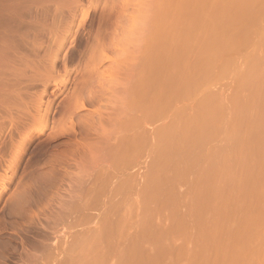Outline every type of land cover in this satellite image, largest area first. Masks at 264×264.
<instances>
[{
  "label": "bare ground",
  "instance_id": "obj_1",
  "mask_svg": "<svg viewBox=\"0 0 264 264\" xmlns=\"http://www.w3.org/2000/svg\"><path fill=\"white\" fill-rule=\"evenodd\" d=\"M32 1L36 2L35 0H0V64H2V66L0 65L1 66L0 69L3 67V69L0 70V86L3 85L2 86L3 90L0 89L1 90L0 93L2 92V94L0 95V98L3 97L4 99L2 100L3 101L7 100L6 102H8V99L10 100L12 99L14 102L16 101V108H17V110H15L16 113H14L15 112L14 111L13 114L12 113L5 114L3 112L5 114L4 115L0 113V115H3V117L9 116L7 117V119L6 117L3 118L0 116L1 118L8 120L7 122L9 123V131H7L8 139L7 141H4L5 139H3V141L1 140L2 142H0V146H1L0 152H5V153L9 148L16 147V146L18 148L23 147L25 141H27V139L32 138V136L31 137L28 136L29 132L26 135H23V132L24 131L26 132V130L29 131V128H31L30 126H33L32 120L35 119V118L33 119L34 115L37 121L46 123L50 120V117L54 113V108L52 104L53 100L47 101L45 103L43 102L44 101L43 95H45L48 90L47 85L49 86L48 84L49 80L47 79L48 77L47 75L50 73H57V61H58L57 53L60 51V48L58 47H61V45L63 46V42L60 44V46H57L56 52L55 53L53 52L54 54L50 55L51 57L47 56L49 51L47 47L45 46L43 47L44 40H42L44 39L43 33L44 32L45 34L48 33V30H47L48 28H46V30L44 29L45 28L44 26L46 25H44L42 21L39 24L41 19H38V18H37V20L39 21V22L37 21L38 24H36L37 22H35L36 20L35 18H34V22L30 21L31 24L27 22L28 19L26 20V18H23L24 20H26V22H23V19H22V17H25V15L28 14L24 10L27 11V8H29L28 7L29 3H31ZM46 1L48 0H44L43 2H46ZM56 1L59 2L58 0ZM199 2L201 3L200 5H199ZM223 2L224 0H170L169 1L170 17L172 20L169 19L170 18L169 17L168 19L170 20V23H168L169 20L167 18L165 20L163 19L164 21L167 20L166 21L167 23H165L166 24L165 28H163L162 26L164 24L163 23L164 21L160 19L158 15L159 14L163 15L162 12L164 13L165 9L167 12L168 10L167 8H164V6H162L163 9L160 10V8L162 7L155 4V7L157 6L158 10L152 6L154 13L155 11H159V10H160L159 12H161L162 10L163 11L159 14L157 12L158 15L156 14V16H153V17L151 15L153 11L152 12L150 11L151 12L150 16L152 17V19L150 20H153L155 17L158 16L157 18L163 21V22H160L162 24L156 23V25L153 26V25H150L149 23L156 21L155 19L150 22L146 20L147 21L146 26L148 25L150 26V29L148 26V30H151V28H153L154 30L155 26L159 28V31L157 29L155 31V34H154V31L151 30L154 35H156L157 33H161L159 34V36H155L154 39H153L154 35L152 36L151 32H149L151 34L146 32L147 29H146L145 24L143 28L146 29V31L143 29L142 32L139 34V36L141 37H138L136 39L135 38H123V37L117 38L114 36L113 37L109 36L106 31L110 25L108 21L109 18L108 16L104 17L101 15L102 17L101 16L100 17L103 20L101 19V21L99 22V25L97 23L98 25L97 35L92 34L94 36V39H92L93 37L91 38L92 39L91 45L90 44L86 45L83 51L81 50V52H77L78 54L69 53V54H65L64 57L61 58L63 68H64V69L62 68V70H64L66 74L68 71H69L68 73L71 72L68 66L73 64L77 60L79 61L83 60L82 61L83 68L81 70L77 69L80 71V75L78 74L80 77L78 76L79 78L78 81H75L76 85L74 86V91L73 93H71L72 95L69 93L71 96L69 98V101H67L68 100L67 99L66 100L67 103L63 105V109H62L63 116L60 115V117L62 116L64 117V119L69 121L72 127L68 122L67 124L70 125L71 130L73 129L72 131L73 134L74 135L78 134L79 136H82V135L88 136L89 133H91L90 132L91 130L92 132L94 130H98L97 128L99 127L98 125H100L101 127L102 123L104 124V122H106L105 126H107V128L105 126L104 127L102 126L104 129L103 132H106L105 128L114 130L115 135L113 136V139H111L112 137L111 134L113 133V131H111L112 132L111 133L110 130H107L106 133L107 135L108 133H111L109 134L110 137L108 135V137L112 140L111 142H113L114 139L115 140H114V143H110L112 144L113 147H110V145L109 147H107L110 140L108 141V143H105L107 141L105 138H104L105 142L103 138L102 139L99 138V142L102 141V143L100 144L101 145L103 144L102 149H103V146L105 147L106 145H107L106 147L108 148V150L107 148H105L103 149V152L101 151L102 152L100 154L101 156L94 155V154H97V152H95L96 146L94 147L93 146L94 144H93V145H88V147H90L88 148L90 151L87 148H86L87 150L84 151V153L86 152L88 154V157H87V154H84L83 156L80 155L82 158L81 157L79 158L80 153L78 154V156H76L77 155L76 154L73 157V155L70 153L73 158L67 157L68 159H65L63 157L64 160H66L64 162L62 160L60 161L59 158L56 159L55 157H54L55 159H51L52 162H49V163H53V162L56 163V160L59 159V161L62 162L63 164L60 163L61 164L60 165L58 163L56 164V167H57V165L64 166L65 163L68 164L69 161H72L73 164L65 165L64 167H62L63 170L65 168L67 169L74 168L78 171L79 170L81 171L82 168L80 167L82 165L80 166L79 163H81V161L83 160V162L81 163L83 164L85 161V158L83 157L86 156L87 162L84 163L83 165L85 166V169L84 168L83 169L86 170V172L85 171L83 172V169H82V172L87 173V171L92 170L93 168L96 167L94 164H96L97 162L95 163L93 161L96 160L100 156V158L96 161L98 162L99 160L101 161L98 163V164L102 163L100 164L101 166H99L100 167L99 171L100 172L102 171L101 176L105 177L104 180L103 179L102 180L100 179V180L103 182H108L109 185L108 184L106 185H108V188L111 187V189H108L109 192L105 196L107 197V195L109 194L110 198L112 197V199L111 201H109L110 204H109V208L107 212L105 213L103 212V215L101 216V220L99 219L100 221V224H98L99 228L95 227L96 229H94V227H91L92 223L89 221V223H91L89 224L90 226L89 228H86L87 226L85 225L86 227L83 228L85 230L81 228L79 229V231H77L78 230L77 229L76 232L73 233L71 228L83 227L87 219L86 221L84 220L85 222H83L82 220L81 221L76 220L77 217L72 216V219L69 222L70 224L69 225L70 228L68 229L69 232L65 227L66 225L63 226L65 222L60 221L63 223L60 225H62L64 229L67 231V233H65V236H67V234H70V231L72 234L70 235L71 239L68 238L69 243H66L68 240L67 241L64 240L66 242H63L60 245L61 247L59 246L60 248L57 247V244L55 246L57 247L56 249L57 252L53 258H55V260L58 261L60 264H140L139 252H140L141 247L144 244L143 241L145 240V237L143 234H145V232L148 231L149 225H151V223L154 220H156V218H162V220L164 219L171 220L172 217L174 218L175 216H177V214H173L171 211H166L165 209H163L164 207L163 205L168 204V203H173L177 207L179 206L183 209V215L185 216V220H183V222L179 220L183 224L182 225L180 224L179 225L180 227L178 228H181L180 231L182 230L183 234L184 233L188 234V235L184 234V236L185 235L188 236L187 237L188 239L187 238L185 239L187 243L185 242L184 244L185 246L183 245V247L185 248L188 247V249L186 248L188 252L185 251L186 249L183 250L186 254L185 259L189 258L186 260V261H189V262H186L187 264H241L243 262L248 263V261H250L251 264H264V246H263V250H262V247L260 246L262 251H261V254L258 256L257 254L260 250L258 248L260 247L256 248L258 249V252L255 251L256 249H254L255 251L254 254H256L254 255V257L255 256L256 257L253 258L252 260H251L252 255L251 257H248L245 254V251L242 249L245 247H249L250 245H255V242L257 243L258 240H261L262 239L261 237L264 236V230L263 231L261 230V228L264 227L263 225L264 221L262 220L264 216L262 214H264V212L261 214L262 218L260 216V221H263L262 223L259 221L260 225L255 223L254 218H251L248 216L242 218V219L245 218V220H243V225L241 227L242 231H239L237 234L239 236L238 241L241 242L240 244L241 246L236 248V245H234V247L232 246L233 249H227L223 245L224 242L223 243L221 242L219 244V242L221 241L223 232H225L226 230L228 231L230 229V231L228 232L232 233L231 225H232V222L234 221V218H236L234 217L236 215V212H234L235 211L234 205L236 206V204H239V202L241 203L242 201H244L242 200L238 202V200H241L240 199L241 196L244 195V197H241V198L245 199V197L249 196L248 198H250V195L254 194L251 192H250L251 194H249L243 191L244 183L248 182V178H249L248 173L251 172V171H248L250 170L249 168L253 165V167H251L252 168L251 170H254L256 168L262 170L264 167L263 166L264 161H263V165L261 164L259 165L260 168L258 167V164H260L261 162L260 157L263 156L264 148L262 149V151H260L261 149H259L260 151L259 153L260 156L258 155L259 160L257 157H255L257 158V161L255 160V158L251 159L252 157L257 156V155L255 154L253 155V152H252V156H251L250 155L251 150H249L250 146L251 147L253 146L254 148L256 147L262 148V146H264V144H262L263 143L262 141L264 140V138L262 137L264 134V51H263L264 50V29L260 28V32H257V33L259 34L261 33L260 34L261 36L259 35L258 37L254 36L255 38L252 40L253 37L251 38L249 36V30L250 28H252L250 24L253 22L249 24L250 27L249 28L247 27L248 29L245 28L247 30L238 31V29H236L237 26L233 27L234 23L237 22V20L238 21L242 19L244 20L249 17V14H251V12L249 13V10L250 8L252 9L253 7L251 5H254L256 3L255 0H238L236 5L229 7L231 8L230 11L232 13V14L230 13L229 15H224L225 13L223 11L224 7H222ZM39 3H42V1L40 0ZM26 4L28 6L26 7V9H24V6H26ZM32 4L30 6H32ZM262 4L263 2L261 3V7L263 9ZM22 6H23L22 8L23 10H21ZM15 7L16 8L18 7V9L20 8L18 11L19 13L15 12L17 11ZM254 8L252 9V11L254 10ZM256 9L258 8L256 7ZM21 11H24L25 13L24 12L21 13ZM17 14L18 16L19 14L21 15L23 14L24 16L22 15V16H19L20 18H18ZM29 14H28V17H30ZM164 14L165 15L167 14V17H168V13H164ZM32 17L33 15H31V18ZM20 20L23 23L20 22ZM248 20L249 19H247V21ZM146 21H143V23H146ZM258 22H259V18H258ZM262 22L261 24L264 25ZM35 24L37 26L40 25L39 28ZM41 24L42 26L44 25L43 26L44 28L41 26ZM152 24H155V22ZM260 26H258L257 28H259ZM111 27L112 25H110V29ZM164 29L165 30L167 29L168 37L166 36V34L163 35ZM161 30L163 32H161ZM253 30H252L253 33H256V30L259 31V29L255 30V28ZM250 33H251V30H250ZM28 35L32 37L31 40ZM253 35H256V34H253ZM38 37H40L39 40H38ZM260 37L261 39L259 40ZM27 40L28 41L30 40L31 43L27 42ZM254 40L256 41L259 40V41L254 42ZM251 41L253 43H251ZM129 44L132 46L131 48L133 49V51L129 52L126 49ZM252 45L256 49H259L260 51L262 47L263 53L262 52L260 53L259 50H257L258 53L260 54H257L256 56H252V54H250L252 56V58H250L248 54L251 53V51L249 50H253L254 52V49H255V48L254 49L250 48L249 50H247L249 53L247 52L248 54L246 53L247 54L246 56L244 53V57L246 58V60L249 57L247 60V63L245 61L246 65L244 64L246 67H244L243 69L242 66L244 65L242 62V66H240L241 68L238 69L237 68L238 66L234 64L236 60L232 63L233 59L231 57H233L234 54L235 55L239 54L242 56L243 55L242 53L245 51V49H247L249 46L252 47ZM83 47L81 46L82 49ZM46 56L48 60L45 59ZM30 57H33L34 58L33 60H35L36 58L37 60L39 59L46 60L45 63L47 64V67L46 69H44L45 71L44 74H42L40 71H37L38 69L40 70L42 63L39 65L40 66L39 68H34L35 70L31 69L33 70L32 72H27L28 70L26 69L32 66L31 63L33 60L31 61L28 60L30 59ZM236 57L237 56H235V58ZM245 58H243V61L245 60ZM41 60H39V63L41 62ZM39 63H36L37 67ZM29 64L30 66H28ZM238 65H240V63ZM6 66H7V69H5ZM33 66L36 67L35 65ZM233 66L235 67V70L237 69L239 70L238 72L236 71V73L234 71V73L236 75L238 74V77H239L238 82L234 78V81H236L238 85L236 89L241 90L240 92L242 94L244 92L246 94L242 95L239 91L234 90L233 92L236 91L238 92L237 94H240V95L235 94V97L233 95L232 97L233 99L230 98L232 96L231 93H230L231 94L230 96L229 94L228 95L226 94L227 96H229V100L231 99L232 101V102L229 101L230 103H227V104L231 105L232 103V106L229 105V108L231 107L232 108L231 110L228 109L227 111L226 110L224 111L225 108L227 109L226 104L224 102H222L221 104V101H220L221 99L217 98L218 96L217 97L213 96V94L209 95L207 93L208 90L207 91L205 90L208 89L209 86L212 85V83H214L215 80L218 79L222 74H225L224 72L230 71L229 73H231V71L234 70ZM111 68L112 70L114 68L116 72L114 70L113 72H115L116 75L114 74L115 76L111 77V79H109L108 81L106 76H105L106 79H104V77L102 76L104 74L103 72H105L106 70H108V72L110 73L111 70L109 71V69ZM240 69L241 70L243 69V70L241 71ZM111 75L113 74L111 73ZM227 76H229L228 73H227ZM233 76L235 75H232V77ZM38 82L41 83V86H42L41 92L38 96H31L29 91L32 88H35L36 83ZM218 82H215V83H218ZM105 83H106V86L108 85V83L112 85L114 83L113 87L111 85L113 89H111V87L109 89L108 87V90H110L109 92L111 94H106L108 90L105 91L106 93H103L101 91L102 88L105 87L104 86ZM232 83L234 84L235 82L232 81ZM232 86L233 85H231V88ZM212 88H214V86ZM215 89L216 88H214V90ZM204 92L207 93V95L202 96ZM200 94L202 97L200 96ZM56 95H57V91L53 93V96H56ZM105 95L107 97H105ZM22 97L24 98V100L22 99ZM198 97H200V99ZM226 98L228 99V97ZM27 99L29 100V103L26 102ZM3 101H0V112L3 111L2 108H3V105H5ZM222 101H224V99ZM193 103H195V105ZM190 105L191 106L193 105V107H191ZM102 110L105 111V113H103ZM83 112H87V113L83 114ZM227 112L228 113L232 112V113L231 115L229 114L230 115L229 117L228 116L224 117V113L226 115ZM62 122L64 123V120ZM158 123L159 125L157 126ZM95 124H97L96 128H95ZM148 124L149 125L155 124L156 126L154 125V127L153 126L149 127ZM145 125L148 126L149 129H151L150 130L151 134H150L148 133L149 129L145 128L146 130H148L147 133L150 134V136L146 133V131H143ZM108 126H110L111 128ZM65 131L67 130H64V132ZM41 132H42V129L41 130L39 129V131H37L36 134L37 133L40 134ZM52 133H54V131H52ZM260 136L263 138V140H260L261 138ZM96 137L98 138V136ZM83 139L82 141H84ZM99 142L97 143V145L99 144ZM87 144H91V143L88 142ZM92 146L94 148H91ZM146 146L150 148L149 150L150 153L154 154L153 163H151L152 166L150 165L151 171H150L149 176L145 178L146 180L145 179L139 180L140 177L138 179L136 177L137 175L136 176L135 174L132 175L129 170H128L129 175L128 174L126 175L125 171L123 172V169L126 163L128 164V161L129 160L131 161L132 158L136 160L137 156L140 155V151L142 152L141 149ZM257 148L254 149V152L255 153L257 152L258 154L259 151H257L258 150ZM100 150L98 154L100 153ZM13 151H15V149ZM3 155L4 153L2 154V156ZM227 156L228 157L230 156L231 158H228V160L224 161ZM232 156L234 157V159H236V162H234L235 160L232 159L233 158ZM77 157L79 158L78 161L80 162L75 161L74 158H76L77 160ZM70 158H72L73 160H70ZM19 159L20 158H16L15 156V157H10V159H7L6 160L7 162L5 160L3 162H6L8 165L13 166L14 163H16V161H18ZM133 159L132 161L134 162ZM229 159H232V162L237 164V165L234 164L236 166L234 168L235 170L232 169L234 166L230 165L233 163ZM137 161L138 160H136V164L137 163L140 164V162H137ZM215 161L217 164L214 165ZM227 161L228 162L230 161V164H228ZM255 162H257L256 163L257 165L255 164ZM225 165H228V167L229 166L232 167V168L230 167L231 169L230 171H235V172L239 171V173H236V174H240V175H238L237 178H235L236 175L234 173L235 177H233L234 175L232 176V172L230 173L229 168H227ZM56 167L53 166V164L52 165L50 164V167H49L50 170L49 169L43 170L40 174L37 175V177L39 178L40 181L42 180L41 182H43V184H45L44 183L45 180H49V178L52 175L51 172L56 171L57 169ZM134 167H136V165ZM134 167L132 168L134 169ZM136 169L138 170L139 168L137 167ZM258 169H256V171H260ZM130 170L132 169L130 168ZM49 171H51L50 172L51 175H49L50 177L47 179V175L49 174ZM31 172H34V171H31ZM36 172H40V171H36ZM67 172L68 171L63 172L64 177L65 175L66 177H68V173L69 174L71 173V172H68V173ZM90 172L92 173V171ZM58 174L59 173H57V175ZM229 174H231V176L234 179H236L235 180L236 187L234 188H236L237 191L236 192L234 191V192L236 195L237 193L239 194L237 195L239 198L235 196L231 190L233 189V187L231 188V183H229L228 181V179L230 180V177H231ZM32 175L34 176V174ZM71 175L72 176L69 175V177L72 178L71 181L73 180V182H75V180L78 181L79 179L78 183L80 184L82 188V185L84 184L83 181L85 180H81V177H78V179L76 177L74 179L73 177L75 175L74 176L73 174ZM228 175H229V178H228ZM244 175H245V178H244ZM87 176L88 174H86V177ZM66 177L65 179H67ZM234 179H232L233 181L232 183H234ZM91 182L92 180H90L89 183ZM206 182H207V185L205 184ZM28 184L29 183L27 182L26 185ZM164 184L165 185L167 184L168 186H170L169 191L166 190V188L168 187H166L167 185L165 186ZM242 184L243 186H241ZM40 187H42V185H40ZM164 187H166L165 188L166 192L165 191L162 192V189H164ZM240 187L243 189L242 190L243 192L241 191ZM41 189H44V187H42ZM89 189L92 190L91 188ZM238 189L241 192H238ZM77 190H79V188ZM102 191L104 192V190ZM228 192L231 193L232 196L236 197L234 199L233 197L232 198L230 197L231 201L234 204L233 207L231 208L232 212L235 213L234 216L232 215L233 213L231 214V211L228 208L229 206H232V204L230 205L228 204L229 205L228 207L224 206V204L230 202V201L227 202L230 196V195L227 196L226 193ZM79 193L81 197L86 196V195L83 196L82 191H80ZM244 193H246L247 195ZM108 198L109 196L107 197V199H105L107 200L106 202H108ZM17 200L19 202V199ZM235 200L238 203H236ZM105 205L106 204H104V206ZM77 207L78 206H76V208ZM225 207H227V210ZM76 208L74 206L72 209H76ZM121 208H124L125 211L122 209L124 211L122 212ZM119 210L122 213H119L118 212ZM225 211L228 212V215H226L227 213H225ZM69 213H72V212H69ZM193 219L195 221L198 220V222H200L202 227H204L202 228L200 226L201 228H199V229H203L200 231L201 232L200 238H201L202 244L204 245L206 243L208 245L210 244L212 248H210V246L209 248L208 246L204 247V245H203L204 248L201 247L202 245L200 246L199 245L200 243H198L200 242L199 240L197 241L198 245L197 244L194 245V243H196V240L193 239L195 238V235H193L192 233L194 232V229H195L194 228L195 222H193L194 227L190 225L189 223V226H191V230L190 228L187 229V227H185L186 223L189 222V220L192 223ZM162 220L160 219L161 222ZM176 221H178V217L177 219H175V222ZM198 222L195 224L200 225ZM93 223L94 224L92 226H96L95 225L96 223L94 221ZM204 223H205V226H204ZM253 223L254 225H251ZM167 224L169 227V223ZM174 224L172 226L175 227L177 224L176 225ZM261 224L263 226H261ZM255 226H258V227L255 228ZM159 228H162V227L159 226ZM178 228L176 226L177 230ZM192 228L194 229L192 230ZM257 228H260V229L257 230ZM189 230L192 231L191 234L188 233ZM157 231L159 232L160 230H157ZM180 231L178 232L180 233ZM246 232L248 233L247 235L251 234V236H247L243 240V238L246 236L244 235L246 234ZM153 234L151 235V237L149 236V234H147V232L145 234L148 236V239H150V242L151 241L153 242L154 239H156L155 237L153 239L152 236H155V234L154 235ZM171 235L173 236V233ZM189 235H193V236H189ZM230 235H228V237ZM231 236H233V234ZM156 237H157V234H156ZM175 238L173 239L175 240V243H176V241L178 240H176L177 238L176 239ZM173 239H171L173 243L169 239H167V242L169 243L171 242L170 244H174ZM112 241L116 243L117 247L115 246V243H114V250L107 256L108 258H106L105 254L101 251L103 249L101 247L103 246V242L107 246V243H111ZM144 242L147 244L146 241ZM101 243H102V246H101ZM150 245L152 246V243ZM154 245L155 244H153V246ZM262 245H264V243ZM99 247L101 248L100 250H99ZM103 247H104V250L105 248H107L105 246ZM206 248H208L210 251L206 250ZM253 248L255 247H252V249ZM211 249L214 251L213 253H215V256L211 254L212 253ZM203 250L204 251L206 250V251L204 252ZM107 252H108V249H107ZM207 252L209 253L211 252L210 254L208 253L209 256ZM153 253L155 254V252ZM207 256L210 258L209 260ZM29 257L30 256H28V261L30 260ZM34 258L36 259V256ZM34 258L32 257V259ZM103 259L104 260L108 259V260H105L104 262ZM52 262L54 264V260ZM58 262H55V263L58 264ZM186 263L184 262L183 264H186Z\"/></svg>",
  "mask_w": 264,
  "mask_h": 264
},
{
  "label": "rangeland",
  "instance_id": "obj_2",
  "mask_svg": "<svg viewBox=\"0 0 264 264\" xmlns=\"http://www.w3.org/2000/svg\"><path fill=\"white\" fill-rule=\"evenodd\" d=\"M36 2H34V1H32L31 3H29V6L26 4V6H24V9H26V7L28 6L29 8H27V11L26 10H24L25 12H27L28 14L30 13V11H31V13H33V14H29V16L30 17H28V14L27 15H25V17H22V19L23 18H26V20H27V22H29L30 23V21H32V22H34V18L36 19L35 20V22H37L38 20H37V18L38 19H41L40 20V22H39V24L41 23V21H42V23H44V25H46V26H42V24H41V26L46 30V28H48L47 30H48V35L47 34H45V32L43 33V35H44V39H42V40H44L43 42H44V45H43V47L45 46V47H47V49H48V51H49V53L47 54V56L49 57L50 55H52V54H54L55 52H56V49H57V46H60V44L63 42V46L61 45V47H58V48H60V51L57 53V55H58V61H57V73H50V74H48L47 76L49 77H47V79L49 80L48 81V84H49V86L47 85V88H48V90H47V92H46V94L45 95H43L44 97H43V102H47V101H50V100H53V102H52V104H53V108H54V113H53V117L51 116L50 117V120L48 121V122H46V123H43V122H39V121H37L36 120V117H35V115L33 116V119L35 120H32V122H33V126H30L31 128H29V131L28 130H26V132L24 131L23 132V135H26V134H28V132H29V134H28V136H32V138L31 139H27V141H25V143H24V146L23 147H21V148H18L17 146L16 147H12V148H9L7 151H6V153L5 152H0V153H4V155L2 156V154H0L1 156H0V159L2 160V162H1V160H0V264H32L33 263V261H34V263L33 264H47V262H48V264H53V260H54V264H57V263H55V262H58V261H56L55 260V258H53L55 255H56V252H57V247L58 248H60L61 246V244L63 243V242H66L67 240H68V238H70L71 236L70 235H72L71 234V231H70V234H67V236H69V237H67V236H65V233H67V231L64 229V225H66L65 227H66V229L68 230L70 227H69V222L71 221V219H72V216H75V217H77L76 218V220H78V221H83V222H85L86 221V219H87V221L85 222V224H84V226L83 227H75V228H71L72 229V232L74 233V232H76V230L77 231H79V229H83V228H85L86 226V228H89L90 226H89V224H91L92 223V225L94 224L93 223V221L96 223L95 225L96 226H92L91 225V227H94V229H96V228H99L98 227V224H100V221H99V219L101 220V216L103 215V212L105 213V212H107V210H108V208H109V204H110V202L109 201H111V199H112V197L110 198V195L108 194L107 195V197L109 196V198H108V202H106L107 200H105V199H107V197L105 196L108 192H109V190L108 189H111V187H109L108 188V185H109V183L108 182H103V181H101L102 179L104 180L105 179V177L104 176H101L102 175V171L100 172L99 170H100V167L99 166H101L100 164H102V163H100V164H98L99 162H101L100 160H99V162L98 161H96V160H98L99 158H100V154L103 152V149H105V148H107V147H109V145H110V147H113L112 146V144H110V143H114V140H113V142H111L112 140L111 139H113V136L115 135L114 134V130H112V129H106L107 128V126H105V123L106 122H104V124L102 123V126L104 127H106L105 128V130H106V132H107V130H110V132L111 131H113V133L111 134V133H108V135L109 134H111V139L109 138L110 137V135H109V137H108V135H107V133L106 132H103V127L101 126L100 127V125H98L99 127H97L96 125L97 124H95V128L97 127L98 128V130H94V128H93V132H92V130L90 131L91 133H89V135L88 136H84V135H82V136H79L78 134H76V135H74L73 134V129L71 130V127H72V125L70 124V122L69 121H67L66 119H64V117H62L63 115H62V113H63V105H65L66 103H67V101H69V98H70V96L72 95L71 93H73V91H74V86L76 85L75 84V81H78V76L80 75V71L79 70H77V69H82L83 67H82V61L83 60H77L78 61V63H77V61L76 62H74L73 64H71V65H69L68 67H69V69L71 70V72L70 73H68L69 71H68V69H67V74H66V72L64 71V70H62V68H63V64H62V59L61 58H63L64 57V55L65 54H69V53H73V54H78L77 52H81V50L83 51L84 50V48H85V46L86 45H91V41H92V39H94V36L92 35V34H96L97 35V28H98V25H99V22L101 21V17L102 16H104V17H106V16H108V18H109V24L110 25H112V27H111V29H110V25H109V27L107 28V33H108V35L109 36H114V37H117V38H138V37H141V36H139V34L142 32V30L144 29L143 27H144V24H145V26L147 25V21H153L154 19L156 20V21H153L152 23H154L155 22V24H152V23H149L150 25H156V23H160V22H163L166 18L168 19L169 17H170V3H169V1L170 0H62V1H60V0H58L59 2H57L56 0L54 1V0H48V1H46V2H43L44 0H41L42 1V3H39V1H37V0H35ZM49 1H51V2H49ZM54 1V2H53ZM228 1V2H227ZM230 1V2H229ZM235 1V2H234ZM237 1L238 0H224V2H223V4H222V7H224L223 8V11L226 13H224V15H229L230 13H231V11H230V9L231 8H229L230 6H234V5H236V3H237ZM258 1V2H257ZM261 1V2H260ZM255 4L254 5H251V6H253L252 7V9L256 6L258 9H256V7L254 8V10L252 11V9L250 8V10H249V13L251 12V14H249V17L247 18V19H249L248 21H247V19H242V20H237V22H235L234 23V25H233V27L235 26H237L236 27V29H238V31H242V30H247L249 27H250V25L252 26V28L254 29L255 28V30L256 29H259V31L258 30H256V33H253V29L252 28H250V30H251V33H250V30H249V36L252 38V40L255 38V37H258V35L259 36H261L259 33H257V32H260V28H263L264 29V25H262L261 24V22L264 24V18H263V14H264V0H255ZM263 2V9H262V7H261V3ZM33 3V4H32ZM35 3V4H34ZM32 4V6H30ZM155 4H157L158 6H160V7H162V6H164V8H167V10H168V12L166 11V9L164 10V13H168V17H167V14L165 15L162 11V14L163 15H160L159 13H161V12H159L161 9H163V7L162 8H160V10L159 11H155V13H154V10H153V7H155ZM201 3L199 2V5H200ZM228 4V5H227ZM230 4H232V5H230ZM34 5V6H33ZM197 5V4H196ZM153 6V7H152ZM166 6V7H165ZM180 6V5H179ZM19 7V6H18ZM18 7L16 8L17 9V11H15L16 13L19 11V9H18ZM226 7V8H225ZM228 7V8H227ZM261 7V8H260ZM23 8V6L21 7V10H23L22 9ZM156 9H157V6L155 7ZM159 8V7H158ZM189 8V7H188ZM260 8V9H259ZM181 9V8H180ZM28 10H29V12H28ZM147 10V11H146ZM158 10V9H157ZM227 10V11H226ZM24 11H21V13L22 12H24ZM33 11V12H32ZM152 13H151V12ZM166 11V12H165ZM259 11V12H258ZM262 11V12H261ZM24 12V13H25ZM147 12V13H146ZM157 12H158V14H157ZM228 12V13H227ZM19 13V12H18ZM150 13H151V15H152V17L153 16H156V14L159 16V18L160 19H164L163 21L162 20H159L157 17H155L153 20H150V19H152V17L150 16ZM259 13H261V14H259ZM34 14H36V15H34ZM232 14V13H231ZM256 14V15H255ZM23 15V14H22ZM21 14H19V16H22ZM31 15H33V17L31 18ZM74 15V16H73ZM102 15V16H101ZM165 15V16H164ZM251 15V16H250ZM258 15V16H257ZM17 16H18V14H17ZM18 16V18H20ZM24 16V15H23ZM39 16V17H38ZM72 16V17H71ZM101 16V17H100ZM145 16V17H144ZM162 16H164V17H162ZM100 17V18H99ZM150 17V18H149ZM145 18V19H144ZM147 18H149V19H147ZM158 20H157V19ZM251 18V19H250ZM258 18H259V22H258ZM32 19V20H31ZM169 19H171V17L169 18ZM168 19V20H169ZM263 19V20H262ZM26 20H24L23 19V22H26ZM103 20V19H102ZM147 20V21H146ZM172 20V19H171ZM246 20V21H245ZM143 21H146V23H143ZM167 21V20H166ZM166 21H164L163 23V28H165L166 27V24L165 23H167ZM20 22H22L21 20H20ZM22 22V23H23ZM38 22L36 23V24H38ZM70 22H72V23H70ZM142 22V23H141ZM241 22V23H240ZM251 22H253V23H251ZM257 22V23H256ZM29 23H27V24H29ZM97 23H98V25H97ZM168 23H170V20L168 21ZM245 23V24H244ZM247 23V24H246ZM251 23V24H250ZM257 25H255V24ZM260 25H262V26H260ZM31 24V23H30ZM35 24V25H36ZM83 24V25H82ZM160 24H162V23H160ZM250 24V25H249ZM82 25V26H81ZM108 25V24H107ZM158 25V24H157ZM249 25V26H248ZM37 26V25H36ZM40 26V25H39ZM39 26H37L38 28H39ZM69 26V27H68ZM149 26V25H148ZM148 26H146V29H147V31H146V29H144L146 32H151V33H149V34H151L152 36L155 34V31L158 29V31H159V28H157L156 26L154 27V30H153V28H151V30L152 31H154V34H153V32L151 31V30H148ZM159 26H161V25H159ZM239 26V27H238ZM245 26V27H244ZM256 26V27H255ZM258 26H260L259 28H257ZM152 27V26H151ZM167 27H168V25H167ZM248 27V28H247ZM156 28V29H155ZM245 28H247V29H245ZM68 29V30H67ZM149 29H150V26H149ZM234 29V28H233ZM235 29V30H236ZM44 30V31H45ZM253 30V31H252ZM22 31H24V30H22ZM67 31V32H66ZM47 32V31H46ZM145 32V33H146ZM161 32H163L162 30H161ZM143 33H144V31H143ZM142 33V34H143ZM147 33V34H148ZM167 29L165 30L164 29V32H163V35L164 34H166V36H167ZM65 34H67V35H65ZM158 34V35H157ZM156 35H154L153 36V39H154V37L155 36H159V34H161V33H157ZM253 34H256V35H253ZM30 35V34H29ZM28 35V36H29ZM47 35V36H46ZM146 35V34H145ZM252 35V36H251ZM45 36H46V38H45ZM161 36V35H160ZM255 36V37H254ZM93 37V38H92ZM162 37V36H161ZM168 37V36H167ZM249 37V38H250ZM28 38V37H27ZM29 38H30V40H31V38L32 37H30L29 36ZM28 38V39H29ZM39 38L40 37H38V40H39ZM92 38V39H91ZM261 39V37L259 38V40ZM30 40L28 41L27 40V42H29V43H31L30 42ZM87 40V41H86ZM134 40V39H133ZM259 40H257V41H259ZM46 41V42H45ZM256 40H254V42H257ZM39 42V41H38ZM72 42V43H71ZM28 43V44H29ZM169 43V42H168ZM251 43H253L252 41H251ZM250 43V44H251ZM80 44V45H79ZM82 44V45H81ZM182 44V43H181ZM81 46L83 47V49L81 48ZM251 46V45H250ZM248 47L247 49H245V51L242 53L243 55L241 56V55H239V54H237V55H235V56H237L236 58H235V56L233 55V57H231L232 59V63L235 61V65H237L238 67V69L239 68H241L240 66H242V62H243V65L245 64V61H246V63H247V60H248V58L250 57V58H252V56H256L257 54H260L261 52H262V47H261V51L259 50V49H256L254 46H255V44H254V46L252 45V47ZM132 46L129 44L128 46H127V50L130 52V51H133V49L131 48ZM254 49V52H253V50H249V49ZM257 48H258V46H257ZM69 50V51H68ZM75 52H74V51ZM247 50H249V51H251V53H249ZM257 50H259V52L260 53H258V51ZM73 51V52H72ZM264 51V50H263ZM54 52V53H53ZM249 54H248V53ZM256 52V53H255ZM244 53H245V56L248 54V58H247V60H246V58L244 57ZM247 53V54H246ZM263 53V52H262ZM250 54H252V56L250 55ZM47 56H46V58L45 59H47ZM53 56H55V55H53ZM51 57V56H50ZM240 57V58H239ZM242 57V58H241ZM84 58V57H83ZM239 58V59H238ZM243 58H245V60L243 61ZM34 58L33 57H30V59H28V60H33ZM39 59V58H38ZM41 60V59H39V60H41V62L39 63V60H37V58L35 59V60H33L34 62H36V63H39L38 64V67H37V65H36V63H34L33 61H32V63H31V65L32 66H30V64L28 65V66H30V67H28L26 70H28L27 72H32L33 70H31V69H34V68H39L40 66V64L42 63V65H41V67H40V70L38 69L37 71H40L42 74H44L45 73V71H44V69H46V67H47V64L45 63V61L46 60ZM241 59V60H240ZM38 62H37V61ZM48 60V59H47ZM240 60V61H239ZM130 62V61H129ZM240 63V65H238L239 63ZM79 63H81V64H79ZM62 64V65H61ZM131 64V63H130ZM1 66H2V64H0ZM33 65H35L36 67H34ZM79 65V66H78ZM111 65V64H110ZM234 65V66H235ZM246 65V64H245ZM242 66L243 67V69H244V67H246V66ZM0 66V67H1ZM112 66V65H111ZM233 66V67H234ZM33 67V68H32ZM236 67V66H235ZM235 67H234V70H232L231 71V73H229L230 71H227V72H224L225 74H220L221 76L218 78V79H216L215 80V82H218V83H212V85H210L209 86V88L208 89H206L205 91H207L208 90V94L210 95V94H213V96H218L217 98H220L221 100V104H222V102H224L225 104H226V107H227V109L225 108L224 109V111L226 110H228V109H230L231 110V108H229V105L227 104V103H230L229 101H231V99L229 100V96L232 94V96L230 97V98H232L233 97V95H234V97H235V94L236 95H240V94H237L238 92H236V91H241V90H237L236 88L238 87V85H237V83H236V81L238 82V74L236 75L235 73H236V71L238 72L239 70L237 69V70H235ZM1 69H3V67L1 68ZM0 69V70H1ZM5 69H7V66L5 67ZM64 69V68H63ZM242 69V70H243ZM35 70V69H34ZM73 70V71H72ZM74 70H75V72H74ZM111 70V71H110ZM113 70H114V68H113ZM113 70H112V68L111 69H109V71H110V73L108 72V70H106L105 72H103L104 74H103V76L102 77H104V79H106V77H107V79H108V81H109V79H111V77H114L115 75H116V71L115 72H113ZM241 70V69H240ZM241 70V71H242ZM44 71V72H43ZM77 71V72H76ZM234 71H235V73H234ZM111 73L113 74V75H111ZM227 73H228V75L229 76H227ZM79 74V75H78ZM115 74V75H114ZM66 75H68V76H66ZM76 75V76H75ZM225 75V76H224ZM232 75H235V76H233L232 77ZM106 76V77H105ZM109 76H110V78H109ZM237 76V77H236ZM68 77H69V79H68ZM74 77V78H73ZM76 77V78H75ZM80 77V76H79ZM101 77V78H102ZM227 77H228V79H227ZM229 77H230V79H229ZM232 77V78H231ZM100 78V79H101ZM223 78V79H222ZM234 78H235V80L236 81H234ZM77 79V80H76ZM225 79H227V80H225ZM233 79V80H232ZM229 80V81H228ZM230 80H231V82H230ZM64 83H63V82ZM73 81H74V83H73ZM224 81V82H223ZM232 81L233 82H235L234 84L232 83ZM69 82V83H68ZM222 82H223V84H222ZM59 83V84H58ZM60 83H62V84H60ZM228 83H230V84H228ZM109 84L110 83H108V85L106 86V83H105V87H103L102 88V92L103 93H106L105 91H107L108 90V87H109V89H110V87H111V85L112 84H110V86H109ZM216 84V85H215ZM73 85V86H72ZM113 85H114V83H113ZM113 85H112V87H113ZM230 85V86H229ZM231 85H233L232 86V88H231ZM237 85V86H236ZM3 85H1L0 87V89H2L3 90V87H2ZM214 86V88H216L215 90H214V88H212ZM219 86V87H218ZM227 86V87H226ZM107 87V88H106ZM111 87V89H113ZM223 87V88H222ZM231 90H230V89ZM234 88V89H233ZM41 89H42V86H41V83H36V86H35V88H32L30 91H29V93L31 94V96H38L39 94H40V92H41ZM58 89H59V91H58ZM219 89V90H218ZM226 89H228V90H226ZM238 89H240V88H238ZM53 90V91H52ZM71 90V91H70ZM104 90V91H103ZM213 90V91H212ZM234 90H236L235 92H233ZM1 91V90H0ZM52 91V92H51ZM57 91V95L56 96H53V93L54 92H56ZM110 90H108L107 91V93L106 94H111L110 92H109ZM225 91V92H224ZM228 91V92H227ZM61 94H60V93ZM109 92V93H108ZM215 92V93H214ZM223 92V93H222ZM233 92V93H232ZM71 95H70V94ZM207 93H205L204 92V94H202V96L203 95H207ZM220 93V94H219ZM231 93V94H230ZM241 93V92H240ZM2 94V92L0 93V95ZM229 94V96H227V95ZM242 94V93H241ZM243 94H246L245 92L243 93ZM242 94V95H243ZM104 96V95H103ZM200 96H201V94H200ZM201 96V97H202ZM212 96V95H211ZM56 97V98H55ZM105 97H107L106 95H105ZM226 97H228V99L226 98ZM199 99H200V97H198ZM198 98H196V99H198ZM2 99H4L3 97L2 98H0V101H3ZM7 99V98H6ZM5 99V100H6ZM22 99L24 100V98L22 97ZM68 99V100H67ZM224 99V101H222ZM233 99V98H232ZM67 100V101H66ZM7 101V100H6ZM6 101H3L4 103H5V105H3V108H2V110L3 111H1L0 113L1 114H6V113H12L13 114V112L15 111V110H17V108H16V101L14 102L12 99L10 100V99H8V102H6ZM11 101H13V102H11ZM11 102V103H10ZM25 102V101H24ZM26 102H28L29 103V100L27 99L26 100ZM65 102V103H64ZM195 102V101H194ZM232 102V101H231ZM7 103H9V104H7ZM27 103V104H28ZM61 103H63V104H61ZM223 103V104H224ZM192 104V103H191ZM194 105H195V103H193ZM9 105V106H8ZM60 105V106H59ZM191 106V105H190ZM224 106V105H223ZM230 106H232V103H231V105ZM6 107V108H5ZM15 107V108H14ZM191 107H193V105L191 106ZM11 108V109H10ZM23 108V107H22ZM10 109V110H9ZM7 110V111H6ZM12 110V111H11ZM56 110V111H55ZM60 110V111H59ZM92 110V109H91ZM229 110V111H230ZM103 111V110H102ZM228 111V112H229ZM4 112V113H3ZM57 112V113H56ZM226 113V115H225V113H224V117H229L230 115H231V113L232 112H230V113ZM14 113H16V111L14 112ZM82 113V112H81ZM84 113H87V112H83V114ZM103 113H105V111H103ZM4 114V115H5ZM230 114V115H229ZM60 115H62L61 117H60ZM1 117H3V115H0ZM0 117V118H1ZM6 117V119H7V117H9V116H4L3 118H5ZM14 117V116H13ZM3 118H1L0 119V142H2L3 141V139H5L4 141H7V137H8V135H7V131H9V123L7 122L8 120H5V119H3ZM32 119V118H31ZM53 119H54V121H53ZM64 120V123L62 122V121ZM3 121V122H2ZM51 121V122H50ZM53 121V122H52ZM57 121V122H56ZM35 122V123H34ZM55 122H56V124H55ZM62 122V123H61ZM66 122V123H65ZM67 122L71 125V127H70V125H68L67 124ZM52 124V125H51ZM65 126H64V125ZM67 124V125H66ZM54 125V126H53ZM62 125V126H61ZM149 125V124H148ZM154 125L155 124H153V125H149V127H154ZM159 125V123L157 124V126ZM51 126V127H50ZM94 126V125H93ZM156 126V125H155ZM55 127H57V128H55ZM59 127V128H58ZM108 127H110V126H108ZM148 126H146L145 125V127H144V130L143 131H146V133L148 132V130H146V129H149V127L147 128ZM55 128V129H54ZM67 128V129H66ZM69 128V129H68ZM102 128V129H101ZM111 128V127H110ZM146 128V129H145ZM39 129L41 130L42 129V132L40 133V134H36V132L37 131H39ZM100 129V130H99ZM64 130H67V131H65L64 132ZM70 130V131H69ZM150 130L151 129H149V132L148 133H150ZM36 131V132H35ZM52 131H54V133H52ZM98 131V132H97ZM57 132V133H56ZM109 132V131H108ZM4 133V134H3ZM52 135H51V134ZM106 133V134H105ZM147 133V134H148ZM61 134V135H60ZM64 134V135H63ZM88 134V133H87ZM91 134V135H90ZM93 134V135H92ZM151 134V133H150ZM150 134H148L149 136H150ZM51 135V136H50ZM6 136V137H5ZM50 136V137H49ZM94 136V137H93ZM96 136H98V138L96 137ZM108 137V138H106V137ZM261 136H262V134H261ZM260 136V137H261ZM52 137V138H51ZM80 137H81V139H80ZM88 137V138H87ZM263 138H264V134H263V136H262ZM260 138V140H263V138ZM83 138H85V139H83ZM99 138L100 139H102L103 138V140H104V142H105V139L107 140L105 143H108V141L110 140V142H109V144H108V146L106 147H104L103 146V149H102V145L100 144V143H102V141H100L99 142ZM105 138V139H104ZM74 139H76V140H74ZM82 139L85 141H82ZM94 139V140H93ZM2 140V141H1ZM90 140V141H89ZM78 141V142H77ZM81 141V142H80ZM80 142V143H79ZM83 142H84V144H83ZM88 142H90L91 144H87ZM99 142V146L97 145V143ZM103 142V143H104ZM261 142V141H260ZM263 143L262 144H264V140L262 141ZM61 143V144H60ZM86 143V144H85ZM96 143V144H95ZM59 144V145H58ZM94 144V145H93ZM85 145V146H84ZM88 145H93L95 148H96V150H95V152H97V154H94L95 156L96 155H100L97 159H96V157H95V159L96 160H94L93 162H97L96 164H94L96 167L95 168H97V166H98V168L97 169H95V168H93L92 170H89V171H87V173H83L84 171L86 172V170H84L85 169V166H83L84 165V163H86L87 162V160H86V156H84L83 158H85V161H84V163L83 164H81L82 162H83V160L81 161V163H79V165L81 166L80 168H84L83 169V172H82V169H81V171L79 170H76V169H74V168H65L64 170H63V168L62 167H64L65 165H68V164H73V162L72 161H69V163L67 164V163H65L64 164V166L62 165V166H60L61 164L60 163H62V162H60L61 160L64 162V161H66V160H64V158L65 159H68L69 157H72V155H73V157H74V155H76V156H78V154H79V158L81 157V156H83L84 154H87L86 152L84 153V151H86L88 148H90V147H88ZM101 145V146H100ZM114 145V144H113ZM70 146V147H69ZM83 146V147H82ZM87 146V147H86ZM91 147V148H94V147ZM97 147H98V149H97ZM0 148H1V146H0ZM24 148V149H23ZM64 148V149H63ZM76 148V149H75ZM80 150H79V149ZM87 148V149H86ZM100 148H101V150H100ZM144 148V149H143ZM141 150H142V152L140 151V155H138L137 156V158H136V160H138L137 162H140V164H136V160L135 159H133L134 160V162L132 161V159H131V161L129 160L128 161V164L126 163V165H125V167H124V169H123V172L125 171V173H126V175L129 173V171H130V173L132 174V175H134L135 174V176L139 179V177H140V179L139 180H144L146 177H148L149 176V174H150V169H151V166H152V164L151 163H153V159H154V154H152V153H150V148H148V146H146V147H143ZM147 148V149H146ZM257 148V147H256ZM256 148H254L253 146L251 147L250 146V148H249V150H251L250 151V155L252 156V152H253V155L255 154V155H257V156H254V157H252L251 159H253V158H255V157H259L260 155H259V153H260V151H262V149L264 148V146H262V148H257L258 150L257 151H259V149H261L259 152H258V154H257V152L255 153L254 152V149H256ZM15 149V151H13V150ZM70 149V150H69ZM89 150V149H88ZM99 150H100V153L98 154V152H99ZM107 150H108V148H107ZM2 151V150H1ZM3 151H4V149H3ZM90 151V150H89ZM88 151V152H89ZM102 151V152H101ZM256 151V150H255ZM52 152V153H51ZM69 152V153H68ZM73 152V153H72ZM75 152V153H74ZM77 152V153H76ZM14 153V154H13ZM72 155H71V154ZM142 153V154H141ZM146 153V154H145ZM148 153H149V155H148ZM38 154H40V155H38ZM55 154V155H54ZM144 154V155H143ZM151 154V155H150ZM12 155V156H11ZM57 155V156H56ZM81 155V156H80ZM145 155H146V157H145ZM153 155V156H152ZM259 155V156H258ZM6 156V157H5ZM16 156V158H20L18 161H16V163H14V165L13 166H10V165H8L6 162V160L7 159H10V157H15ZM41 156V157H40ZM75 156V157H76ZM262 156V155H261ZM263 156H264V152H263ZM262 156V157H263ZM38 157V158H37ZM44 157V158H43ZM47 157V158H46ZM57 159V158H59L60 159V161H59V159L58 160H56V163L55 162H53V163H49V162H52V160L51 159H55V158ZM64 157V158H63ZM68 157V158H67ZM72 157V158H73ZM87 157H88V154H87ZM233 157V156H232ZM262 157H260V160H261V162H260V164H258V167H259V165H263V158ZM40 158V159H39ZM72 158H70V160H73ZM78 157H77V160H76V158H74L75 159V161H78V159H79ZM82 158V157H81ZM140 158V159H139ZM144 158V159H143ZM147 158V159H146ZM149 158V159H148ZM228 158H231L230 156L228 157H226V159L224 160V161H226V160H228ZM257 158H255V160L257 161ZM262 158V159H261ZM35 159H37V160H35ZM49 159V160H48ZM143 159V160H142ZM233 160H235L234 162H236V159H234V157L232 158ZM232 159H229V160H231V162H232ZM6 161V162H3V161ZM151 160V161H150ZM254 160V161H255ZM258 160H259V158H258ZM45 161V162H44ZM59 161V162H58ZM145 161V162H144ZM149 161V162H148ZM35 162V163H34ZM37 162H39V163H37ZM42 162V163H41ZM78 162H80V161H78ZM228 162V161H227ZM226 162V163H227ZM44 163V164H43ZM46 163V164H45ZM55 163V164H54ZM60 164V165H57V167H56V164ZM150 163V164H149ZM221 163V162H220ZM223 163V162H222ZM225 163V164H226ZM233 163V162H232ZM257 162H255V164H256ZM50 164L52 165L53 164V166H55L57 169H56V171H53V172H51V171H49V174L47 175V179L50 177L49 175H51L50 174V172L52 173V175H51V177H52V179H51V177L49 178V180H45V184H43V182H41L40 180H39V178L37 177V175L38 174H40L43 170H48L49 169V167H50ZM63 164V163H62ZM88 164V163H87ZM87 164H85V165H87ZM98 164V165H97ZM131 164V165H130ZM144 164V165H143ZM215 164H217L216 163V161H215V163H214V165ZM228 164H230V161L228 162ZM235 163H233V164H230L231 166L233 165L234 167L232 168L231 166H229L228 167V165H225L227 168H229V171L231 170L230 169V167L232 168V169H234L236 166L235 165H237V164H235ZM37 165H39V166H37ZM136 165V167H134ZM137 165H139V166H137ZM151 165V166H150ZM257 165V164H256ZM36 166V167H35ZM43 166V167H42ZM46 166V167H45ZM59 166V167H58ZM87 166H89V165H87ZM264 166V165H263ZM132 167H134V169L132 168ZM139 168L138 170L136 169V168ZM251 167H253V165L251 166ZM249 168L250 170H248V171H251L250 173H248V171H247V173L249 174L248 176H249V178H248V182H246V183H244V186H243V184L241 185V186H243V189L241 188V191L243 190V191H245V192H247V193H249V194H251V193H254V194H252V195H250V198H248L249 196H247V197H245V199L246 198H248V199H242L241 197H244V195L243 196H241L240 197V199L241 200H238V202L239 201H242V200H244V201H242L241 203L239 202V204H236V206L233 204V202L231 201V199H230V197L232 198L233 197V199L234 198H236L235 196H237V195H239L238 193H237V195L235 194V192L237 191V189L236 188H234V187H236L235 185H236V179H234L233 177H235V175H236V177L235 178H237V176L238 175H240V174H236V173H239V171L237 172H235V171H230V173L232 172V176L234 175V173H235V175L232 177L231 176V174H229L231 177H232V179H234V183H232L233 181H232V179H231V177H230V180L228 179V181H229V183H231V188L233 187V189H231L232 190V192H233V194L235 195V196H232V194L231 193H226L227 194V196H229V200H227V202H229V203H226V204H224V206H229L230 204H232V206H229L228 208H229V210L231 211V214L233 213L232 212V210H231V208L233 207V205H234V208H235V211L234 212H236V215L234 216V214L235 213H233L232 215L234 216V217H236V218H234V221L232 222V225H231V231H232V233L231 232H228V231H230V229L227 231L228 233H230L231 235L233 234V236H231L230 234H228L226 231L225 232H223V234H222V237H221V241L219 242V244L222 242H224L223 243V245L227 248V249H233V247H234V245H236V248L237 247H239V246H241L240 244H241V242L240 241H238V232L239 231H242V229H241V227H242V225H243V220H245V218L244 219H242L243 217H251V218H254L255 219V223L256 224H258V225H260V223H259V221H260V216H261V218H262V215H264V214H262L263 212H264V167H263V169L261 170V169H258V168H256V169H258V170H260V171H256V169H254V170H251L252 168ZM37 168V169H36ZM40 168V169H39ZM45 168V169H44ZM126 168H128V169H126ZM130 168L132 169V170H130ZM254 168H255V166H254ZM260 168V167H259ZM261 168H262V166H261ZM34 169H36V170H34ZM67 169V170H66ZM95 169V170H94ZM50 170V169H49ZM62 170V171H61ZM68 171V172H71L70 174L68 173V177H66V175H65V177L67 178V179H65V177H64V175H63V172H66V171ZM74 170V171H73ZM129 170V171H128ZM235 170V169H234ZM237 170V169H236ZM31 171H34V172H31ZM36 171H40V172H36ZM58 171V172H57ZM90 171H92V173H93V175H92V173L90 172ZM56 172V173H55ZM78 174H77V173ZM80 172V173H79ZM82 172V173H81ZM57 173H59L58 175H57ZM138 173H139V175H138ZM32 174H34V176L32 175ZM53 174H55V175H53ZM71 174H73V178L75 179L76 177H77V179H78V177H81V180H85V181H83L84 182V184L82 185V188H81V186H80V184L78 183L79 182V179H78V181L77 180H75V182H73V180L71 181V179L72 178H70L69 177V175L70 176H72ZM77 174V175H76ZM86 174H88V176L86 177ZM89 174H91V175H89ZM79 175V176H78ZM82 175V176H81ZM129 175V174H128ZM229 175H228V178H229ZM243 175V174H242ZM32 176H33V178H32ZM59 176V177H58ZM63 176V177H62ZM247 176V175H246ZM29 177V178H28ZM37 177V178H36ZM53 177H55V178H53ZM86 177V178H85ZM92 179H91V178ZM104 177V178H103ZM31 178V179H30ZM36 178V179H35ZM70 178V179H69ZM83 178V179H82ZM88 178V179H87ZM94 178V179H93ZM99 178V179H98ZM244 178H245V175H244ZM33 179V180H32ZM57 179H59L60 180V182H59V180H57ZM63 179V180H62ZM92 180V182L91 183H89L90 182V180ZM101 179V180H100ZM89 180V181H88ZM97 180V181H96ZM146 180V179H145ZM34 181H36V182H34ZM71 181V182H70ZM76 181H77V183H76ZM114 181V180H113ZM29 183L28 185H26V183ZM34 182V183H33ZM49 182V183H48ZM95 182V183H94ZM51 183V184H50ZM69 183V184H68ZM82 183V182H81ZM170 183V182H169ZM20 184V185H19ZM47 184V185H46ZM58 184V185H57ZM64 184V185H63ZM76 184V185H75ZM106 184H108V185H106ZM171 184V183H170ZM206 185H207V182L205 183ZM209 184V183H208ZM233 184V185H232ZM40 185H42V187H44V189H41L42 187H40ZM44 185V186H43ZM90 185V186H89ZM100 187H99V186ZM165 185V184H164ZM167 185V184H166ZM165 185V186H166ZM210 185V184H209ZM208 185V186H209ZM60 186V187H59ZM80 186V187H79ZM94 186H95V188H94ZM103 186V187H102ZM23 187V188H22ZM35 187V188H34ZM38 187V188H37ZM106 187V188H105ZM166 187H168V188H166ZM166 187H164V189H162V192L163 191H165V188H166V190L167 191H169L170 190V186H166ZM37 188V189H36ZM58 188V189H57ZM73 188V189H72ZM79 188V190H77ZM89 188H91L92 190H93V192H92V190H90ZM97 188V189H96ZM100 188H102V189H100ZM163 188V187H162ZM239 188V189H240ZM41 189V190H40ZM54 189V190H53ZM88 189V190H87ZM106 189V190H105ZM239 189H238V192H241V191H239ZM26 190V191H25ZM31 190V191H30ZM61 190V191H60ZM98 190V191H97ZM102 190H104V192L102 191ZM20 191V192H19ZM49 191V192H48ZM70 193H69V192ZM80 191H82L83 192V196H85V197H81V195H80ZM84 191H85V193H84ZM91 191V192H90ZM99 191H101V192H99ZM235 191V192H234ZM242 191V192H243ZM255 191V192H254ZM23 192V193H22ZM29 193V194H27V193ZM41 192V193H40ZM47 192V193H46ZM53 192V193H52ZM61 192V193H60ZM65 192V193H64ZM95 192H96V194H95ZM166 192V191H165ZM164 192V193H165ZM208 192V191H207ZM251 192V193H250ZM31 193V194H30ZM63 193V194H62ZM88 193V194H87ZM26 194V195H25ZM49 194V195H48ZM51 194V195H50ZM94 194V195H93ZM244 194H246V193H244ZM248 194V195H249ZM25 195V196H24ZM32 195V196H31ZM54 195V196H53ZM93 195V196H92ZM96 195V196H95ZM99 195H100V197H99ZM247 195V194H246ZM22 196H23V198H22ZM49 196V197H48ZM53 196V197H52ZM91 196V197H90ZM102 196V197H101ZM18 197H20V198H18ZM62 197V198H61ZM94 199H93V198ZM238 197V196H237ZM22 198V199H21ZM89 198V199H88ZM91 198V199H90ZM205 198V197H204ZM208 198V197H207ZM239 198V197H238ZM17 199H19V202H18V200ZM25 199H26V201H25ZM88 199V200H87ZM30 200V201H29ZM85 200H86V202H85ZM95 200V201H94ZM206 200V199H205ZM70 201V202H69ZM234 201V200H233ZM24 202V203H23ZM63 202V203H62ZM235 202H236V200H235ZM234 202V203H235ZM238 202H236V203H238ZM87 203V204H86ZM108 203V204H107ZM77 204V205H76ZM104 204H106L105 206H104ZM229 204V205H228ZM75 206V208H76V206H78L76 209H72L73 207ZM94 208H93V207ZM164 207H163V209H165L166 211H171L173 214H177V216H175V215H173V216H175L174 218L172 217L171 218V220H165L164 218V220H162V218H156V220H154L153 222H155V223H151V225H149V229H148V231H146L147 232V234H149V236L151 237V235L154 233L155 234V236H152L153 237V239H154V237L156 238V239H154V243L151 241L150 242V239H148V236L147 235H145L146 234V232H145V234H143L144 235V237H145V240L144 241H146L147 242V244L143 241V246L141 247V249H140V252H139V254H140V260H139V262H140V264H183L184 262L186 263V262H189V261H186L187 259H189V258H187V259H185V256H186V254H185V252L183 251L184 249H188V247H183V245L185 244V242L187 243V241H185V239L188 237L187 235V233H184V234H187V235H185L184 236V234H183V232H182V230L180 231V229L181 228H178V227H180L179 225L181 224H183V223H181V222H183V220H185V216L183 215V209L181 208V207H177L176 205H174L173 203H168V204H164L163 205ZM171 206V207H170ZM106 207V208H105ZM227 207H225L226 208V210H227ZM90 208V209H89ZM172 208V209H171ZM64 209V210H63ZM71 209V210H70ZM88 209V210H87ZM92 209V210H91ZM103 209V210H102ZM125 211V209L124 208H121V211L122 212H124L123 210ZM162 209V208H161ZM60 210V211H59ZM67 210V211H66ZM173 210H174V212H173ZM185 210V209H184ZM228 210V211H229ZM72 212V213H69V212ZM81 211V212H80ZM102 211V212H101ZM120 210L118 211L119 213H122ZM229 211V212H230ZM73 212H74V214H73ZM176 212V213H175ZM69 213V214H68ZM76 213V214H75ZM88 213V214H87ZM99 213V214H98ZM225 213H227L226 215H228V212L227 211H225ZM262 214V215H261ZM67 215V216H66ZM69 215V216H68ZM84 215H86V216H84ZM93 215V216H92ZM98 215V216H97ZM91 216V217H90ZM98 217V218H97ZM177 217H178V221H176L175 222V219H177ZM54 218V219H53ZM66 220H65V219ZM69 218H70V220H69ZM79 218V219H78ZM84 218V219H83ZM89 218V219H88ZM94 220H93V219ZM263 218H264V216H263ZM262 218V220L264 221V219ZM61 219V220H60ZM98 219V220H97ZM160 219L162 220V222L160 221ZM55 220V221H54ZM85 220V221H84ZM96 220V221H95ZM159 220V221H158ZM181 222H180V221ZM191 220V219H190ZM190 220H189V222H185L186 223V226L185 227H187V229H189L190 228V230H191V226H189V223H190V225H192L193 226V222H195V223H197L198 222V220L197 221H195L194 219V221L192 220V223L190 222ZM51 223H50V222ZM60 221H62V222H65L64 224L62 223V222H60ZM89 221L91 222V223H89ZM163 221H165V222H163ZM168 221V222H167ZM173 221V222H172ZM242 223H241V222ZM254 221V220H253ZM263 221H260L261 223L263 222ZM174 222H175V224H174ZM178 222H180V223H178ZM240 222V223H239ZM252 222V221H251ZM163 223V224H162ZM167 223H169V227H168V224ZM172 223V224H171ZM185 223H184V225H185ZM194 223V225H195V229L194 228H192V230L194 229V232L192 233V231H190L189 230V232L188 233H192L193 235H195V238H193V239H195L196 240V243H194V245L195 244H197V241L199 240L200 242H198V243H200L199 245L201 246V247H203V245L204 244H202V241H201V230H203V229H199V228H201L202 227V225L200 224V222H198L200 225H198V224H195ZM49 224V225H48ZM57 224V225H56ZM60 224H63V226L62 225H60ZM68 224V225H67ZM88 224V225H87ZM160 224V225H159ZM167 224V225H166ZM176 225L177 226V228H178V230L176 229V226L174 227V226H172V225ZM238 224H240V225H238ZM86 225V226H85ZM154 225H156V226H154ZM165 225V226H164ZM183 225V226H184ZM197 225V226H196ZM251 225H254V223L253 224H251ZM263 225H264V223H263ZM262 224H261V226H263ZM50 226V227H49ZM67 226H68V228H67ZM159 226L160 227H162V228H159ZM199 226V227H198ZM201 226V227H200ZM204 226H205V223H204ZM261 226H260V228H261ZM49 227V228H48ZM54 227V228H53ZM62 227V228H61ZM96 227V228H95ZM159 229H158V228ZM173 227V228H172ZM230 227V226H229ZM228 227V228H229ZM256 227H258V226H255V228ZM46 228V229H45ZM48 228V229H47ZM157 228V229H156ZM172 228V229H171ZM202 228H204V227H202ZM228 228H226V229H228ZM260 228H257V230H259ZM50 229V230H49ZM61 229V230H60ZM70 229V230H71ZM166 229V230H165ZM174 229V230H173ZM186 229V230H187ZM75 230V231H74ZM83 230H85V229H83ZM147 230V229H146ZM157 230H160L159 232L157 231ZM198 230V231H197ZM235 230V231H234ZM261 230L263 231L264 230V227H262L261 228ZM81 231V230H80ZM178 231H180V233L178 232ZM197 231V232H196ZM42 232V233H41ZM48 232V233H47ZM50 232V233H49ZM68 232H69V230H68ZM150 232V233H149ZM165 232V233H164ZM173 233V236L171 235L172 233ZM45 233V234H44ZM55 235H54V234ZM152 233V234H151ZM197 235H196V234ZM200 233V234H199ZM43 234V235H42ZM47 234V235H46ZM51 234V235H50ZM151 234V235H150ZM153 234V235H154ZM156 234H157V237H156ZM166 234V235H165ZM248 233L246 232V234H244V235H246L244 238H243V240L247 237V236H251V234H249V235H247ZM40 235H42V236H40ZM164 235V236H163ZM193 235H189V236H193ZM228 235H230L229 237H228ZM147 236V237H146ZM168 236H170V237H168ZM198 236V237H197ZM56 237V238H55ZM63 237V238H62ZM66 237V238H65ZM144 237H143V239H144ZM158 237H159V239H158ZM165 239H164V238ZM175 238L176 240H178V241H176V243H175V240L173 239V238ZM179 237V238H178ZM234 237V238H233ZM48 238V239H47ZM55 238V239H54ZM173 239L174 240V244H170L172 241H171V239ZM233 239V241H232V239ZM262 238V239H261ZM260 239L261 240H258V242L256 243L255 242V245H250L249 247H245V248H242L244 251H245V254L248 256V257H251V255H252V258H251V260L253 259V258H255L254 257V255H256V254H254V252L255 251H257L258 252V249H260L259 250V252H258V254H257V256L258 255H260L261 254V251L263 250V246L264 245H262L263 243H264V236L263 237H261ZM71 239V238H70ZM146 239H148V240H146ZM167 239H169L171 242L169 243V242H167ZM188 239V238H187ZM27 240V241H26ZM64 240H66V241H64ZM220 240V239H219ZM150 242V244L152 243V246L149 244V242ZM23 242V243H22ZM55 242V243H54ZM178 242V243H177ZM235 242V243H234ZM66 243H69V240L66 242ZM114 243L115 242H111V243H107V246H106V244L103 242V246H105V247H107V248H105V250H104V247L102 246V243H101V248H103L101 251L105 254V256H106V258H108L107 256L114 250ZM173 243V242H172ZM192 243V244H193ZM203 243H205V242H203ZM40 244H41V246H40ZM53 244V245H52ZM56 244H57V247H55L56 246ZM108 244H110V245H108ZM153 244H155L154 246H153ZM164 244V245H163ZM178 244V245H177ZM253 244V243H252ZM43 245V246H42ZM166 245V246H165ZM170 245H171V247H170ZM187 245V244H186ZM198 245V244H197ZM37 246V247H36ZM39 246V247H38ZM60 246V247H59ZM115 246L117 247V245H116V243H115ZM185 246V245H184ZM205 246H208V248H209V246H210V248H212L211 247V245L209 244H205L204 245V247ZM233 246V247H232ZM262 247V250H261V247ZM44 247H46V248H44ZM99 247V250L101 249ZM115 247V248H116ZM153 247V248H152ZM163 247V248H162ZM170 249H169V248ZM173 247V248H172ZM203 247V248H204ZM252 247H255V248H253L252 249ZM258 247H260V248H258ZM37 248V249H36ZM165 248V249H164ZM208 248H206V250H209ZM251 248V249H250ZM256 248H258V249H256ZM40 249V250H39ZM107 249H108V252H107ZM154 249V250H153ZM185 250V251H187L188 252V250ZM254 249H256L255 251H254ZM47 252H46V251ZM168 250V251H167ZM205 250V251H206ZM252 250V251H251ZM40 251H42V252H40ZM105 251V252H104ZM204 251V250H203ZM204 251V252H205ZM210 251V250H209ZM153 252H155V254L153 253ZM186 252V253H187ZM212 252V253H211ZM211 254H213L214 256H215V253H213L214 251L211 249ZM31 253V254H30ZM43 253V254H42ZM49 253V254H48ZM209 252H207V254H208ZM209 253V254H210ZM28 254V255H27ZM33 254V255H32ZM107 254V255H106ZM209 254H208V256H209ZM44 255V256H43ZM212 255V256H213ZM28 256H30L29 257V261H28ZM36 256V259L34 258ZM39 256V257H38ZM42 256V257H41ZM207 256V258H208V260L210 259L209 257ZM213 256V257H214ZM27 259H26V258ZM32 257L34 258V259H32ZM48 257H49V259H48ZM188 257V256H187ZM211 257V256H210ZM212 257V258H213ZM25 258V259H24ZM43 259V260H42ZM46 259V260H45ZM216 259V258H215ZM33 260V261H32ZM39 260H41V261H43V262H41V261H39ZM105 260H108V259H105ZM105 260L103 259V261L105 262ZM212 260V259H211ZM22 261V262H21ZM24 261V262H23ZM27 261V262H26ZM38 261V262H37ZM102 261V262H103ZM214 261V260H213ZM216 261V260H215ZM245 261V260H244ZM50 262V263H49ZM52 262V263H51ZM251 264L250 263V261H248V263L247 262H243V263H241V264ZM58 264H60L59 262H58ZM187 264V263H186Z\"/></svg>",
  "mask_w": 264,
  "mask_h": 264
}]
</instances>
